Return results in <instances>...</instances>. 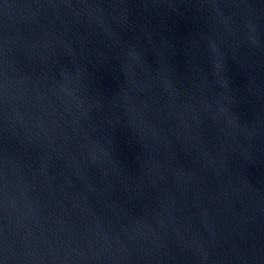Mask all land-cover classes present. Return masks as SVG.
I'll return each instance as SVG.
<instances>
[{"label":"water","instance_id":"water-1","mask_svg":"<svg viewBox=\"0 0 264 264\" xmlns=\"http://www.w3.org/2000/svg\"><path fill=\"white\" fill-rule=\"evenodd\" d=\"M0 264H264V0H0Z\"/></svg>","mask_w":264,"mask_h":264}]
</instances>
